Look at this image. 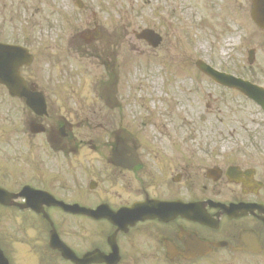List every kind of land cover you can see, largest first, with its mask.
Returning <instances> with one entry per match:
<instances>
[{
	"label": "flooded vegetation",
	"instance_id": "af4514ba",
	"mask_svg": "<svg viewBox=\"0 0 264 264\" xmlns=\"http://www.w3.org/2000/svg\"><path fill=\"white\" fill-rule=\"evenodd\" d=\"M5 1L0 42L30 50L31 62L18 71L45 106L29 108L27 97H12L0 84V185L18 192L30 179L33 187L51 192L55 206L40 205L55 215V229L69 241H77V230L67 229V219L73 228L101 226V244L86 250L98 246L108 253V238L120 227L122 264H264V140L249 142L252 153L237 150L230 162L212 151L189 160L186 146L149 131V124L155 126L151 116L138 123L136 134L123 122L115 124V117H123L115 109L123 98L110 87L118 76L111 64L117 59L115 32L87 13L75 19L71 3L61 9L58 0ZM100 64L106 75L97 72ZM17 111L24 114L23 126L15 123ZM259 118L264 129V115ZM211 167L220 169L209 173ZM58 201L103 205V211L119 212L118 226L109 218L66 212ZM22 202L26 198L14 200ZM238 204L243 213L229 212ZM0 209L22 224L32 215L48 223L17 205Z\"/></svg>",
	"mask_w": 264,
	"mask_h": 264
},
{
	"label": "rangeland",
	"instance_id": "374dc122",
	"mask_svg": "<svg viewBox=\"0 0 264 264\" xmlns=\"http://www.w3.org/2000/svg\"><path fill=\"white\" fill-rule=\"evenodd\" d=\"M129 1L121 0L124 8L121 19L127 24L132 22V26L124 29L150 27L159 30L165 34V46L159 49L156 56L154 53L150 55L145 42L139 41L129 30L124 35L125 42L133 47L140 43V51L144 52L132 59L134 73L131 79L124 76L122 80L124 84L134 86V100L128 108L125 107L127 115L142 109H150L153 114H160L163 110L173 111L166 122L176 120L175 115H179L183 124L181 142L185 143L183 146L187 147L189 157L202 155L199 142H205L201 145L204 147L213 138L219 153L222 147L229 148L234 143L238 144L237 141L241 140L239 134L245 138L246 131H256L255 122L259 120L256 115L259 110L257 105L235 90L212 83L195 66V58L202 56L219 69L263 81L264 33L249 18V0H217V9L214 8L213 14H206L207 0H152L150 3L148 0H139L138 4L135 2L134 9H130ZM117 8L121 6L117 5ZM131 13L135 16H131ZM242 32L247 34V39L241 40L243 43L238 39ZM238 43L242 45L240 48L236 47ZM251 47H256V66L248 63V49ZM169 129V138L175 139V129ZM153 132L158 134L156 129ZM251 137H254L253 140L263 139L264 129L253 133ZM4 214H0L5 217H0L1 232L6 224L15 230L23 226L18 215ZM68 223L72 226L73 221L67 219L65 226L70 232L77 230L74 237L85 244L99 241L102 235L103 228L97 224L89 228H73ZM36 225L42 224H30L28 234H40L41 230ZM13 247L12 264L38 262L37 256L28 250L27 245L15 242Z\"/></svg>",
	"mask_w": 264,
	"mask_h": 264
},
{
	"label": "water",
	"instance_id": "95a60500",
	"mask_svg": "<svg viewBox=\"0 0 264 264\" xmlns=\"http://www.w3.org/2000/svg\"><path fill=\"white\" fill-rule=\"evenodd\" d=\"M259 89V88H258ZM259 91H260V89H259ZM258 90H254V92H253V96L254 95H256L258 92H259ZM246 92V91H245ZM248 93H250L251 94V92H250V90L248 89ZM0 264H7V261H6V259H4V257H3V255H2V253L0 252Z\"/></svg>",
	"mask_w": 264,
	"mask_h": 264
}]
</instances>
